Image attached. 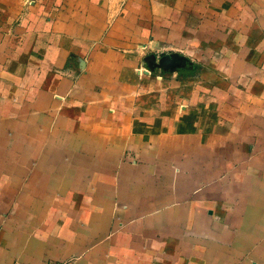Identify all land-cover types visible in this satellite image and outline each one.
Returning <instances> with one entry per match:
<instances>
[{"label": "crops", "instance_id": "obj_1", "mask_svg": "<svg viewBox=\"0 0 264 264\" xmlns=\"http://www.w3.org/2000/svg\"><path fill=\"white\" fill-rule=\"evenodd\" d=\"M262 1L0 0V264H264Z\"/></svg>", "mask_w": 264, "mask_h": 264}, {"label": "rangeland", "instance_id": "obj_2", "mask_svg": "<svg viewBox=\"0 0 264 264\" xmlns=\"http://www.w3.org/2000/svg\"><path fill=\"white\" fill-rule=\"evenodd\" d=\"M255 2L258 5V9L261 11L262 10V5H263V1L262 0H255ZM262 12V11H261ZM159 52V51H157ZM144 67L145 70L148 73L154 74L155 72H165L166 68L174 71H177L179 69L181 70H190L192 72V68L196 71L198 68L197 66H192V62H190V60L185 57L184 55L180 54V53H148L146 54L145 58H144ZM189 63H191L189 65ZM189 66V68L187 67ZM194 72V71H193ZM161 77V75H159ZM130 152V151H128ZM127 153V152H126ZM128 154V153H127ZM126 156H129V154ZM136 158L133 159V157H128L124 162L125 163H136L135 160ZM71 260H64V261H57V262H62L65 264H71V262H69ZM52 263V262H51Z\"/></svg>", "mask_w": 264, "mask_h": 264}, {"label": "built area", "instance_id": "obj_3", "mask_svg": "<svg viewBox=\"0 0 264 264\" xmlns=\"http://www.w3.org/2000/svg\"><path fill=\"white\" fill-rule=\"evenodd\" d=\"M49 264H65V263H62V262H50Z\"/></svg>", "mask_w": 264, "mask_h": 264}]
</instances>
